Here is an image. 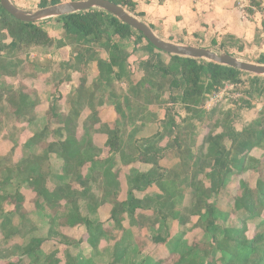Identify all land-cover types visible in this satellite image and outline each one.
<instances>
[{
  "label": "crops",
  "instance_id": "obj_1",
  "mask_svg": "<svg viewBox=\"0 0 264 264\" xmlns=\"http://www.w3.org/2000/svg\"><path fill=\"white\" fill-rule=\"evenodd\" d=\"M11 2L24 10L39 9V0ZM131 2L133 15L160 39L208 49L225 42L230 55L264 58V0ZM52 18L37 21L49 42L26 50L16 49L7 31L0 28V159L1 166L15 170L7 181L32 199L36 195L33 181L40 176L46 189L61 197L64 214L77 207L89 219L92 237L72 250L79 264H106L116 249L120 253L124 247L121 263H126L131 246L141 260L149 250L164 255L167 250L162 252L161 246L167 248L169 240L166 230L176 219L168 212L184 197L189 177L206 184L203 190L214 199L225 200L233 191L230 172L219 195L215 194L211 168L233 166L230 136L252 121L264 122V99L259 96L253 106L256 113L248 119L244 108L237 107L240 102L229 103L219 112L215 107L205 110L201 104L196 107L199 111L189 112L180 99L181 89H171L169 76H160L154 67L157 60L168 63V56L150 50L144 41L135 44L111 33L99 41H76ZM132 60L136 71L131 73L127 63ZM24 95V115L16 118L9 100ZM239 96L234 95V100ZM212 110L214 124L209 121ZM204 126L207 131L202 130ZM115 134L119 148L112 151L106 142ZM70 135L73 144L62 151ZM215 138L218 146L225 147L218 163L208 157L209 142ZM260 154L252 150V155ZM144 156L154 157L157 164L144 162ZM131 200L137 202L134 214L122 213L117 228L110 212L114 205L127 209ZM216 214L223 225L224 216ZM30 219L41 227L37 216L32 214ZM86 229L79 226L68 231L77 239ZM58 230L56 220L51 228L55 240ZM48 233L47 227L39 229L40 235ZM95 233H101L97 241ZM17 256L13 253L0 264ZM134 259L128 263L137 264Z\"/></svg>",
  "mask_w": 264,
  "mask_h": 264
},
{
  "label": "trees",
  "instance_id": "obj_2",
  "mask_svg": "<svg viewBox=\"0 0 264 264\" xmlns=\"http://www.w3.org/2000/svg\"><path fill=\"white\" fill-rule=\"evenodd\" d=\"M62 0H39V8L58 4ZM122 6L126 11L133 13L134 4L131 0H109ZM251 11V9H248ZM55 24L71 39L76 41H99L102 35H112L118 38H130L135 44L144 41L146 47L157 53L168 56V63L157 60L154 66L158 69L160 76L167 77V83L171 89H181L180 99L184 107L189 112H197L196 107L202 103L205 94L222 87L226 82H238L240 76L247 74L253 78L254 75L230 67L218 64L202 58H191L165 53L155 48L143 35L121 22L113 15L98 9L70 13L52 18ZM0 28L7 31L13 44L18 50H26L35 46L46 45L50 37L48 33L37 22H23L13 18L0 6ZM230 42V41H229ZM228 43H226L227 46ZM213 51L217 53H227L225 42L215 44ZM258 64H264V58H259ZM260 79H258L259 81ZM258 81L251 82V89L259 92V96L264 95V84L261 86ZM263 93V94H260ZM24 95L15 101H9L16 118L24 115L26 105ZM264 99V97H263ZM264 111V109H263ZM264 122L255 120L243 127L240 132L232 133L230 136L232 150V165L224 168H211L212 189L219 195V188L223 185V178L230 173L232 193L224 200L220 207L216 204L220 215L224 216V224H219L212 219H218L216 212L209 210V221L204 229L210 235L201 244L195 243L188 248V251L181 255V264H264ZM71 135L62 143V151L65 147H71ZM106 145L110 150L119 148L118 135H110ZM254 148L261 152L259 156L252 155ZM225 150L223 145H217V139L209 142L208 157H214L218 163L221 150ZM143 161H152L156 165L154 157H143ZM0 159V253L5 249H14V254L18 258L10 260L6 264H79V259L72 254V250L79 249L80 244L92 237L88 228L90 221L87 217H82L75 209L67 214L63 213L61 197L57 193L49 192L44 186V179L40 176L35 178V197L26 199L21 193V187L14 185L8 180L14 169L1 166ZM221 165V163H219ZM234 170V171H233ZM246 174L245 177H243ZM142 177V175L140 176ZM10 187V189H9ZM135 200H131L128 208H119L114 205L110 212L112 220L117 228L121 226L120 216L127 212L133 215L135 210ZM10 207V208H8ZM34 214L41 221L40 228L32 221ZM131 215V216H132ZM211 216V218H210ZM233 219L234 225L226 226L227 219ZM64 219V221H63ZM58 223V234L56 240L62 245V253L57 249L52 252H45L40 247L45 240V236L39 234V229L47 227L51 232L52 225ZM62 221V224H60ZM79 226H86L85 233L75 239L68 231L77 229ZM107 233V232H106ZM111 235V232H108ZM97 239L101 233H95ZM17 243L16 245H13ZM116 249L113 257L110 256L106 264L121 263L127 248L124 247L119 253ZM200 251V252H198ZM13 254V253H12ZM195 255V256H194ZM194 258L191 259V257ZM146 258V257H145ZM144 258V259H145ZM89 259V258H87ZM142 259V260H144ZM167 261L164 257L152 258V261L161 263ZM89 261V260H88ZM150 261V260H149ZM148 261V262H149ZM90 264V263H87ZM146 264V262H142ZM150 264H155L150 262Z\"/></svg>",
  "mask_w": 264,
  "mask_h": 264
},
{
  "label": "rangeland",
  "instance_id": "obj_3",
  "mask_svg": "<svg viewBox=\"0 0 264 264\" xmlns=\"http://www.w3.org/2000/svg\"><path fill=\"white\" fill-rule=\"evenodd\" d=\"M66 2V1H64ZM37 10V9H36ZM131 15L134 13H131L130 11L127 10ZM136 17L135 15H133ZM137 19L140 20V18L136 17ZM213 50V49H211ZM236 52H234L235 54ZM242 61H247L248 60H253L251 63L258 64L257 61L258 59H250L247 57H244L242 55H239L236 53L235 55H232ZM256 60V61H255ZM256 62V63H255ZM132 64L130 63V66ZM258 79H260L258 81ZM258 81V83L262 86L264 84V76H259V78H253L252 76H249L247 74L241 75L240 80L236 83L234 82H226L224 83L223 86H227V94L225 95V98L214 108L216 112L221 111L223 109V106L227 107L229 103L236 104L237 102H240V106H237L239 109L244 108L243 111L247 112V119L249 117H252L255 115V110H253V106L255 105V102L259 98V92L256 90H252L251 87V82ZM222 86V87H223ZM219 87V88H222ZM263 94V93H260ZM234 95H240L237 100H234L233 96ZM264 97V95H263ZM205 100V97L201 103V106ZM201 108V107H200ZM209 116V121L214 124V119L212 115H214L213 110L210 112ZM244 114V113H243ZM243 114H241L243 116ZM240 115V114H239ZM245 117V116H244ZM211 125V123H209ZM240 125L237 127H233V130L235 128L239 129ZM215 127V125H214ZM202 130L204 128H207L206 126L201 127ZM243 129V128H242ZM204 131H207L205 129ZM237 133V132H235ZM189 183L187 184L186 191L183 194L184 197L181 199H178L175 201L174 205L177 207L175 208L174 211H169L168 213H172L173 215H176V219L172 224L171 230L167 231L166 230V236L169 237V240L166 243V247L162 245V252L163 250H167V252L164 255L161 256H156L153 254L152 250H149L144 260H141V256L137 255V250L136 247L131 246L129 251H128V261L123 264H129L128 262L134 259L135 257V262L137 261V264H142V262H146V264H150V262H153L155 264H181L179 263L181 259V255L185 252L188 251V248L193 246L195 243L201 244L202 241H206L210 237V235L207 233V231L204 229L206 223L209 221V210L212 212H217L218 209L214 207V203H216V199H214L213 194L211 193H205L203 190L204 187L202 184L204 183H199L196 180L197 178L194 177H189ZM207 178H205L206 180ZM208 186H210V182L206 181ZM181 185V184H180ZM206 186V184H204ZM232 193V191H231ZM186 197V198H185ZM218 203L216 204L217 207H220L222 204L225 203L224 200L218 199ZM167 211V210H166ZM211 218V216H210ZM213 221H216L219 223L218 219H212ZM235 220L229 219V222L226 223V226L228 225H234ZM220 224V223H219ZM157 232V230H155ZM44 236H49V240L45 241L41 248L45 252H51L55 251L56 249L62 253V248L59 245V243L55 240L54 234H52V231L49 232L48 234H44ZM1 237V236H0ZM16 245V244H12ZM15 250L12 249H5L2 253H0V261H5L4 259H7L12 253H14ZM147 252V251H146ZM200 252V251H198ZM76 254V253H75ZM146 253H142V255H145ZM157 255L160 254L159 252L156 253ZM195 256V255H194ZM194 256L191 257L194 258ZM158 257H164L167 259V261H162L161 263H158L156 261H152V258L156 259ZM150 260V261H149ZM149 261V262H148Z\"/></svg>",
  "mask_w": 264,
  "mask_h": 264
},
{
  "label": "water",
  "instance_id": "obj_4",
  "mask_svg": "<svg viewBox=\"0 0 264 264\" xmlns=\"http://www.w3.org/2000/svg\"><path fill=\"white\" fill-rule=\"evenodd\" d=\"M0 6L13 18L23 22H35L45 18L98 8L113 15L136 31H139L149 43L165 53L191 58H202L218 64L234 67L247 73L264 76V64L242 61L228 53H217L208 48L177 44L160 39L146 23L131 15L122 6L109 0H71L39 8L34 11L18 8L11 0H0Z\"/></svg>",
  "mask_w": 264,
  "mask_h": 264
},
{
  "label": "built area",
  "instance_id": "obj_5",
  "mask_svg": "<svg viewBox=\"0 0 264 264\" xmlns=\"http://www.w3.org/2000/svg\"><path fill=\"white\" fill-rule=\"evenodd\" d=\"M130 63L132 64L131 66ZM127 67L131 73L136 71L133 60L127 63ZM227 88L228 87L225 85L222 88H217L216 90L205 94V100L201 107L205 110H211L216 107L225 98V95L227 94Z\"/></svg>",
  "mask_w": 264,
  "mask_h": 264
},
{
  "label": "clouds",
  "instance_id": "obj_6",
  "mask_svg": "<svg viewBox=\"0 0 264 264\" xmlns=\"http://www.w3.org/2000/svg\"><path fill=\"white\" fill-rule=\"evenodd\" d=\"M205 97V96H204Z\"/></svg>",
  "mask_w": 264,
  "mask_h": 264
}]
</instances>
